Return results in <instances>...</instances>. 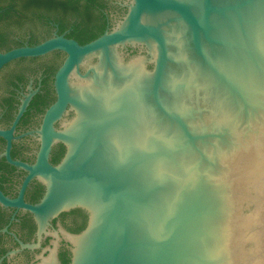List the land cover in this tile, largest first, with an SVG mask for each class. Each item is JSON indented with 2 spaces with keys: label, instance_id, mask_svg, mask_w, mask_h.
Segmentation results:
<instances>
[{
  "label": "water",
  "instance_id": "obj_1",
  "mask_svg": "<svg viewBox=\"0 0 264 264\" xmlns=\"http://www.w3.org/2000/svg\"><path fill=\"white\" fill-rule=\"evenodd\" d=\"M127 6L86 44L56 36L0 52V68L67 54L27 166L46 185L31 211L44 225L88 213L69 264H264V0ZM55 140L67 147L58 165ZM40 264L62 262L54 251Z\"/></svg>",
  "mask_w": 264,
  "mask_h": 264
},
{
  "label": "flooded vegetation",
  "instance_id": "obj_2",
  "mask_svg": "<svg viewBox=\"0 0 264 264\" xmlns=\"http://www.w3.org/2000/svg\"><path fill=\"white\" fill-rule=\"evenodd\" d=\"M128 3L0 0V52L56 36L86 44L116 27L128 12ZM129 51L133 55L138 49ZM66 57L64 51L54 50L15 59L0 68V130H12L11 140L0 135V264H40L54 251L62 264H69L72 238L88 224V213L82 208L61 211L44 225L29 207L40 204L46 193L43 180L28 167L38 162L40 130L47 110L57 100L55 76ZM73 116L68 107L55 121L56 130H63ZM9 144L12 161L7 156ZM66 151V144L55 140L50 163L60 164Z\"/></svg>",
  "mask_w": 264,
  "mask_h": 264
}]
</instances>
